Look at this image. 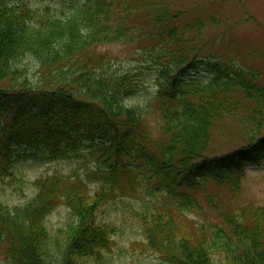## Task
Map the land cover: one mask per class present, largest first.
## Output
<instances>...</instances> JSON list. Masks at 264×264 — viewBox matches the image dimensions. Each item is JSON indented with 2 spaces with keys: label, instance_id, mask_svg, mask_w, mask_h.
Here are the masks:
<instances>
[{
  "label": "trees",
  "instance_id": "obj_1",
  "mask_svg": "<svg viewBox=\"0 0 264 264\" xmlns=\"http://www.w3.org/2000/svg\"><path fill=\"white\" fill-rule=\"evenodd\" d=\"M66 2L69 12L52 17L30 0H0V181L23 187L26 158L54 162L84 150L87 163L34 178V196L22 205L0 204L5 262L113 264L116 228L97 212L135 196L148 202L138 214L139 245L162 262L264 264V206L221 211L208 191L235 196L248 165L264 158V86L256 69L208 50L207 24L221 21L184 22L192 10L178 0ZM110 44L135 45L143 65L157 67L158 90L146 106L126 102L134 79L103 51ZM201 71L211 79H199ZM154 113L160 138L145 121ZM227 122L245 142L221 150L212 141ZM203 203L216 221L191 217L205 212ZM61 204L70 219L52 229Z\"/></svg>",
  "mask_w": 264,
  "mask_h": 264
},
{
  "label": "rangeland",
  "instance_id": "obj_2",
  "mask_svg": "<svg viewBox=\"0 0 264 264\" xmlns=\"http://www.w3.org/2000/svg\"><path fill=\"white\" fill-rule=\"evenodd\" d=\"M30 1L39 10L37 13L40 15L46 13L52 17H64L70 9L66 0ZM178 3L192 10V14L184 18V22L190 21L193 17L207 21L210 15L220 20L218 27L207 24V32L214 36L208 50L217 57H224L226 61L235 59L237 64L256 69L260 74L258 82L264 86V0H178ZM103 51L121 71L129 72V77L134 79L135 87L125 97L126 102L131 105L146 106L158 90L157 67L150 66L148 69L146 64L143 65L144 59L137 56L140 55V50L135 45L110 44L105 46ZM23 64L28 68L32 79L34 74L32 62L27 60ZM198 76L203 81H208L212 77L203 71ZM158 117V113H154L145 119L150 133L152 132L155 138L161 137L156 123ZM227 124L229 125L223 129L225 136L214 135L212 141L216 146L222 147L221 150L235 148L245 142L243 130L236 124L232 125L228 122ZM154 137L151 136L152 139ZM83 152L85 151L82 150L79 155L84 154ZM79 155L54 162L26 158L19 166V171L25 178V185L21 188L11 187L8 178L5 179V183L0 181V204L4 207H14L26 203L34 196L31 185L34 178L49 174L69 175L73 169H82V164L86 162L80 159ZM245 174L242 187L235 196H230L225 189L209 186L208 191L216 194L215 197L220 199V203L216 202L219 210L233 212L239 206L248 204L264 206V158L259 159L257 165H248ZM143 201L135 199V196L117 198L106 203L97 212L98 221L116 228L114 248L110 253L113 264H167L162 262L158 255L144 252L139 245L144 240V236L138 214L144 213L148 203ZM203 204H205L203 205L205 212L191 217L203 223L216 221V213L209 209L206 203ZM69 219V210L61 204L51 214L48 224L52 229H56L66 224ZM0 264H9L2 255H0Z\"/></svg>",
  "mask_w": 264,
  "mask_h": 264
}]
</instances>
